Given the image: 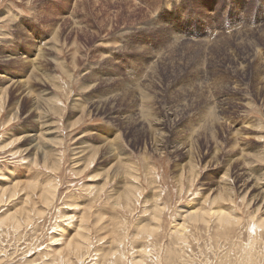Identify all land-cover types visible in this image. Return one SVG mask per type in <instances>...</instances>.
Masks as SVG:
<instances>
[{"label":"rangeland","instance_id":"obj_1","mask_svg":"<svg viewBox=\"0 0 264 264\" xmlns=\"http://www.w3.org/2000/svg\"><path fill=\"white\" fill-rule=\"evenodd\" d=\"M263 31L264 0H0V264H264ZM201 205L235 219L178 241Z\"/></svg>","mask_w":264,"mask_h":264},{"label":"bare ground","instance_id":"obj_2","mask_svg":"<svg viewBox=\"0 0 264 264\" xmlns=\"http://www.w3.org/2000/svg\"><path fill=\"white\" fill-rule=\"evenodd\" d=\"M153 7V6H152ZM151 8V7H150ZM154 9V8H153ZM154 12V10H153ZM250 27V26H249ZM241 29V28H240ZM246 29V28H244ZM243 29V30H244ZM248 29V28H247ZM238 30V29H237ZM236 32V31H235ZM239 32V31H238ZM242 33V32H241ZM238 34V33H237ZM246 35V33H245ZM236 36V35H235ZM258 36V35H257ZM219 37H221L219 35ZM224 37V36H222ZM227 38V36H226ZM222 40V38H220ZM219 39V40H220ZM240 39V38H239ZM260 39H264V31L262 32V35L260 36ZM221 42V41H220ZM223 42V41H222ZM246 40L244 41H241L239 43V45H244V46H247V45H251L249 42L245 43ZM206 44V43H205ZM213 44H217V41ZM180 46V45H179ZM178 46V47H179ZM204 46V44H203ZM223 46V45H222ZM219 47V46H218ZM224 48V47H223ZM245 56V55H244ZM261 58H264V57H261ZM264 60V59H263ZM255 61V60H254ZM261 63V62H260ZM259 62L257 63V65L255 64V70L257 71V78L256 80L260 81V83H264V75H261V73H263V65L260 64ZM243 69L246 70L250 64L249 63H246L244 62L243 64ZM262 65V66H261ZM241 68V67H240ZM193 70V68H192ZM204 72V71H203ZM261 75V76H260ZM12 81V82H11ZM10 82L13 83L14 81L11 80ZM11 83H9L3 90H0V116L2 114V112L4 111V108H5V104H6V99H7V93H8V88L10 87ZM226 85V84H225ZM227 86V85H226ZM33 105H35V109L38 110L40 109V106L38 103H34ZM12 109V108H11ZM41 110V109H40ZM47 113L46 112H42L40 113V115H46ZM45 118V117H43ZM44 120V119H43ZM11 120H8L6 121L5 124H9ZM21 138H27L29 139L30 141H33L34 145L31 144V146L35 147L34 149L35 150H40L41 149V146H39L40 144H44L45 141L43 139H39L38 142L35 143V136L32 134V133H28V134H25L24 136H22ZM19 138V139H21ZM75 150V149H74ZM27 151V150H26ZM77 151V150H76ZM81 151V150H80ZM82 152V151H81ZM45 155V154H43ZM44 157V156H43ZM92 159L91 161L89 162V165H91L94 161V157L95 155L93 154L92 155ZM45 160V159H44ZM95 160V159H94ZM37 161L34 159V163H36ZM33 163V162H32ZM33 185H28V187H32ZM14 189V188H13ZM134 190L135 188L132 187L131 188H128V189H125L124 192H123V199L126 200L128 203L131 201V197L134 196ZM15 191V189L13 190ZM5 189H1L0 190V199L3 198L5 196ZM14 193V192H13ZM55 193H56V187H53L52 185H50L49 187H43L42 190H40V197L47 203H50L51 201H53V198L55 196ZM16 194V193H15ZM15 194H11V196H15ZM224 195V194H223ZM136 197V196H135ZM232 197V196H231ZM122 199V200H123ZM229 199V198H228ZM2 202V201H1ZM127 203V204H128ZM208 203V202H207ZM119 205V204H118ZM202 206V205H201ZM223 206V205H222ZM216 207V206H215ZM221 207V206H220ZM213 208V207H212ZM218 208V207H217ZM222 209V208H221ZM221 209H216L215 211L212 212L211 209H206L205 207L203 208V206L197 210L195 209H191V210H183L180 212L179 214V217H180V220L182 221L181 223H179V228L177 230V232L173 233L175 234L176 238L178 239V241H183L185 240L186 238V233H187V229L189 228V226L191 225V223H195V222H206L207 219H209V217L211 218L212 216L214 217V219H216L217 221H219V223H226V224H229V223H233V220L232 219H235V216L232 215V213H229V212H226V210H221ZM161 210V209H160ZM153 219L156 221V225L158 224L159 222V216H160V211L159 209H155L154 210V213H153ZM183 214V215H182ZM70 219V218H69ZM212 219V218H211ZM261 219V218H260ZM5 220V219H4ZM235 221V220H234ZM257 221V220H256ZM208 223V222H207ZM235 223V222H234ZM178 224V223H177ZM255 224V223H254ZM257 225L261 228L264 226V220H261L259 223H257ZM256 226V225H255ZM254 227V225H253ZM252 227V228H253ZM156 229V226H151V230H149L148 232H146V234H152ZM185 242V241H184ZM83 244H85L84 241H80V240H77L76 242V248L77 249H80L82 248V246H84ZM77 252V251H75ZM76 254V253H75ZM134 264H143L140 260L136 261ZM249 264V263H247Z\"/></svg>","mask_w":264,"mask_h":264}]
</instances>
